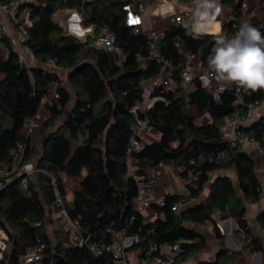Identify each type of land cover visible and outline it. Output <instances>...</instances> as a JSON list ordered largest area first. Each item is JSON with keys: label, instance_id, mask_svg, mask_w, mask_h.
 Instances as JSON below:
<instances>
[{"label": "trees", "instance_id": "obj_1", "mask_svg": "<svg viewBox=\"0 0 264 264\" xmlns=\"http://www.w3.org/2000/svg\"><path fill=\"white\" fill-rule=\"evenodd\" d=\"M237 1L232 13L235 18L242 15L241 0ZM121 5V0L22 2L21 11L29 8L33 19L26 26L23 47L31 51L35 63L21 61V54L9 37L2 38L7 55L0 61V160H9L11 149L24 141L25 160L32 161L37 150L34 131L40 133L42 153L36 163L40 186L31 177L28 187L23 189L17 178L0 190V228L8 236L0 264H20L21 256L38 237L46 244L40 264H116L110 250L99 255L87 246L65 245L67 226L58 228L54 232L56 240L52 239L47 230V206L55 207L58 199L53 177L66 213L81 221L82 233L90 241L112 245L125 230L127 235L139 238L132 248L140 247L145 252L153 244L180 240L181 250L175 262L180 264L207 247L205 236L186 226V222H210L215 236L224 243L225 235L213 216L219 212V219L236 220L237 235H248L250 241L245 248L253 247L256 252L264 248L246 217L247 203L258 202L263 197L255 162L240 145L230 146L223 132L225 119L243 113L247 103L264 96V89L244 91L243 103H236L234 86L225 87L218 100L200 81H194L195 88L188 92L182 75L186 63L184 51L207 63L217 33L196 36L182 25L168 26L160 38V60L150 58L148 36L135 33L126 24ZM66 8L76 9L83 23L94 27L96 35L81 40L70 33L56 19V13ZM233 22L230 19L223 23L219 35L235 36L239 26ZM252 26L264 34V20ZM103 28L115 32L116 41L126 55L124 59L89 46ZM49 59L56 60V68L47 67ZM166 62L170 67L164 66ZM60 69L66 71L69 85L64 84ZM161 72L166 75L169 87L154 86L152 96L161 95L164 99L156 100L150 108L135 109L139 102L145 101V83ZM55 79L61 82L60 97L51 103L46 120L25 137L22 129L26 121L41 111L48 87ZM194 108L209 114L210 121L197 123ZM145 117L154 124L160 138L145 143L129 156L132 126ZM244 131L262 146L264 117ZM223 152H227L228 158L220 160ZM191 159L199 161L198 164L191 165ZM160 161L168 165L183 164L184 175L196 169L199 179L189 195L168 194L162 204L154 203L156 218L146 220L133 202L139 183L131 173L148 172ZM219 169L236 172L242 194L237 193L230 177H218L208 197L181 212L183 223L179 224L175 204L199 197L209 173ZM84 170L86 176L81 189L67 202L59 173L78 177ZM257 220L264 228V211ZM245 248L228 250L222 245L214 262L225 264L229 259L238 264L236 258Z\"/></svg>", "mask_w": 264, "mask_h": 264}, {"label": "built area", "instance_id": "obj_2", "mask_svg": "<svg viewBox=\"0 0 264 264\" xmlns=\"http://www.w3.org/2000/svg\"><path fill=\"white\" fill-rule=\"evenodd\" d=\"M26 0H16L11 2L0 1V13L5 14L8 18L19 26V33L17 36H8L7 30L2 18L0 17V45L3 44L2 38L8 36L11 43L20 52L23 42L27 39L26 25H22L20 9L22 2ZM122 10L126 14V24L133 27L135 33H145L149 38V57L160 60V38L164 29L171 25H182L191 31L192 17L194 14L195 3L194 0H121ZM171 5L173 11H165ZM247 3L243 2L242 15L246 12ZM233 25L235 24V17L230 16ZM130 20H138L139 23H130ZM192 32V31H191ZM193 33V32H192ZM89 46L101 49L106 52H112L119 55L121 59L125 58V53L122 47L116 41V34L108 28H103L99 34L90 40ZM186 63L183 70L184 83L188 87L194 81H200L202 86L216 99H220L223 92V86H216L214 83V76L209 70L205 62L198 61L195 63L196 55L187 53ZM21 61L26 62L27 59L21 56ZM49 68H56V60L49 59L46 63ZM165 67H170L169 63L164 64ZM197 69L195 71L194 69ZM201 77H207L208 82L205 83ZM61 82L58 79L51 81L48 87V98L51 101L58 100L60 97L59 87ZM164 85L169 87V81L166 75L161 72L157 77L151 80V84H147V93L149 101L145 105L146 108L153 106L158 99H164L163 96H152L154 86ZM236 88L237 99L236 103H243V92L248 91L237 85ZM188 91V89H187ZM264 107V96L255 101L246 104L243 113H237L225 119L224 128L230 130L228 136L230 146L242 145L248 141L260 146V143L248 137L242 125L251 123L259 114L261 108ZM40 112L28 119L22 129V134L28 137L35 127H37L43 120ZM133 135L130 139L127 154L131 156L132 152L144 146L145 143L151 142L150 134L156 132L154 124H152L147 117L138 119L132 126ZM27 144L24 141L18 142L10 151L9 160H0V190L12 183L20 176V186L26 189L29 185L32 174L37 170L34 162L25 160ZM191 165L198 164L196 159L190 160ZM167 164L160 161L153 169L154 171H162ZM132 177L139 183L137 194L133 197L135 206L140 210L143 207H152L154 203L162 204L165 197H154V185L156 182V173L148 172H132ZM199 176L196 169H191L187 173V185L183 189L181 195H189L191 187L198 182ZM52 183L58 197L56 204L62 203L56 177L52 178ZM181 202L175 204V210L179 212ZM64 212L65 209L63 210ZM68 215V214H67ZM37 223L36 225H38ZM122 239L120 242L108 245L104 241L93 240L82 233V223L79 219H72L69 217L68 223V237L65 241L67 246H87L94 254H102L106 250L112 252L114 262L116 264H175L177 257L181 250V241L171 244H153L145 252L140 247L132 248L135 242L139 241L137 236H129L126 231L121 232ZM46 248L45 242L41 237H38L36 242L28 247L27 251L21 256L20 264H40L44 258V251ZM199 264H223L218 262H206Z\"/></svg>", "mask_w": 264, "mask_h": 264}, {"label": "crops", "instance_id": "obj_3", "mask_svg": "<svg viewBox=\"0 0 264 264\" xmlns=\"http://www.w3.org/2000/svg\"><path fill=\"white\" fill-rule=\"evenodd\" d=\"M237 2H238L237 0H235V1L223 0L222 2L218 0V3L222 6V9H223L221 15L217 17V23L219 25L220 32H221L223 23L228 21L230 16L232 15L233 10H234V5ZM243 2L247 3L246 12H245V14L235 18L236 26H240V24L244 21H247L251 25H254L257 22L264 20V0H241V6H240L241 9L243 8ZM73 11L78 13V11L76 9H72V8H66V9L60 10L56 13V19L62 25H64L67 28V30H68V25L65 23V21H69ZM0 17L2 18L4 25L6 27L7 35L8 36H17L19 33V29H20L19 26L17 24H15L14 22H12L8 18V16H6L3 13H0ZM80 17H81V15H80ZM20 18H21L20 23L22 25L25 24L26 26H29L30 24L33 23V19L30 16V9L29 8L25 9L22 12ZM81 23L83 24L82 17H81ZM88 28H91L92 30L90 32L85 33L86 38L90 35H92V36L96 35V33L94 31V27L88 26V25L84 26V29H88ZM212 31L216 32L215 30H212ZM84 40H86V39H84ZM184 53L187 54L188 52L184 51ZM20 54H21V56L25 57L28 62L35 63V61H36L35 57L31 53V51H29L25 47L21 46ZM6 55H7V51L5 48V43L3 42V44L0 45V61H3L6 58ZM194 61H195V63H197L199 61V58L196 56ZM206 65L208 66V62L206 63ZM194 70L197 71L196 68ZM64 72H65L64 69H60L61 75ZM0 77H1V75H0ZM214 83L216 86H223V87H230V86L236 85L235 83H232L229 81H217L215 78H214ZM64 84L69 85L67 77H66V80L64 81ZM194 88H195V83L193 82L192 84H190L187 87L188 92H191ZM50 105H51V101L47 97L44 100L43 106H42L41 111H40V113L43 116H45V114H46V111L44 110V108L48 109V108H50ZM137 108L142 109L143 107L138 103V105L135 107V109H137ZM144 109L145 108H143V110ZM194 114H195L197 123L206 124L210 121V116L206 112H199L196 108H194ZM46 117H45V119H46ZM263 117H264V107L261 108L258 116L251 123L242 125L243 129L249 127L250 125L257 122L259 119H261ZM223 132H224V136L226 138H228V136L230 135V130L228 128L223 127ZM149 137H150L151 141H156V140H159L160 134L156 131L155 133L150 134ZM263 141H264V136H263ZM240 146L243 150H245L253 158V160L255 162V170H256L257 176L259 177V180L263 186V197H262V199L258 202H255V203H247V212H246V217H247L249 223H259L260 224V222L257 220V217L260 213H262L264 211V143L262 146L261 145L258 146L255 143L248 141L246 143H243ZM227 158H228L227 152H223L219 155L220 160H225ZM153 168L151 169V171L156 173V182L154 185V197L155 198L165 197L168 194H180L181 195V193L183 192V189L185 188V186L188 183L186 180L187 174L184 175V171L186 170V168L183 164H176V165H170V164L168 165L167 164V166L162 171H159V172L154 171ZM59 174H60V177L63 181L64 186H65L66 201L71 202L74 198L75 192L81 189V184H82V181L84 180V178L86 176V171L84 170L82 172V174L78 177H70L67 174H65L64 172H60ZM222 176L223 177H226V176L230 177L231 180L233 181V184H234V187H235L237 193L239 195L242 194L241 189H240L239 178H238V175L236 174V172L232 169L231 170L219 169V170H216V171L209 173V179L205 183L204 190L202 191L201 195L199 197L193 198V199H191L185 203H182L179 211H181L182 209L186 210V209L198 204L200 201H203L206 197H208L214 181L218 177H222ZM197 183L195 185H197ZM140 211L146 220H153L156 218V213H155L153 207H143L140 209ZM63 213H64L63 215H60L57 217L58 220L66 219L69 223V216L67 215L66 212H63ZM213 216L217 219V222L219 223V226L221 227V229L224 226H227L228 230L234 229L233 225H232V223H234L233 221H235V223H236V220L234 218L219 219V212H215L213 214ZM68 223H67V228H68ZM186 223H187L186 226L197 230L199 233H201L205 236V239L207 242V247L205 249L199 251L194 256H192L191 258H189L188 260H186L184 262L187 264H196V263H206L209 261L216 260L218 253H219V250H220V241H219V239H217L214 232L210 233V235H211L210 238L212 240H214V243H215L214 249H217L219 247L218 250L216 251V253L212 254V251H210L209 250L210 248H208L209 246H208V238H207V235L209 234L208 233L209 231L207 229L212 228V225L210 224V222L207 221L204 224H196L195 222L189 221ZM60 227L56 226L55 229L57 230ZM223 230L224 229H222V231ZM121 239H122V235L119 234L117 242H120ZM204 252H207V254H205ZM208 253H209V255H208ZM184 262H182V263H184ZM238 264H240V263H238Z\"/></svg>", "mask_w": 264, "mask_h": 264}, {"label": "clouds", "instance_id": "obj_4", "mask_svg": "<svg viewBox=\"0 0 264 264\" xmlns=\"http://www.w3.org/2000/svg\"><path fill=\"white\" fill-rule=\"evenodd\" d=\"M194 3L191 31L196 36H201L215 27L217 33L215 47L208 57V68L214 78L253 91L264 89V34L244 21L232 38L219 35L217 17L223 9L218 0H194ZM165 11L172 12V6L169 5ZM80 21L79 13L73 11L68 22V31L82 38L92 29H82ZM201 79L208 82L207 77Z\"/></svg>", "mask_w": 264, "mask_h": 264}, {"label": "rangeland", "instance_id": "obj_5", "mask_svg": "<svg viewBox=\"0 0 264 264\" xmlns=\"http://www.w3.org/2000/svg\"><path fill=\"white\" fill-rule=\"evenodd\" d=\"M68 22L69 21H65V23L67 25H68ZM84 26H87V25L84 24V23L82 24L81 21H80V27L82 29H84ZM212 30H215V27L210 29L209 33H216V32H214ZM80 39L81 40L86 39V34L84 35V37H82V38L80 37ZM62 76H63V79L65 81L66 77H67L66 71L62 74ZM149 83L151 84V81L146 82L145 85H144L145 86V101H144L145 104H147V102L149 101V95H148L147 89H146L147 88V84H149ZM44 110L46 111V114H45V117H46V116H48L49 108L48 109L44 108ZM45 120H43L41 122V124ZM39 134L40 133H38L37 131H34V133H33V137H34L33 141H34V143L36 145L37 150H36V153H35L34 158H33L32 161L34 162V165L36 167H37L36 163H38V161H39V159L41 157V153H42V146L40 144V135ZM43 171H44V169H43ZM131 171H133L132 168H131ZM39 173H40V170L37 167V170L32 174V179L34 180L35 183H37L38 186L41 185L39 180H38ZM60 205L63 206L62 203H59V204H57V207L60 206ZM47 209L49 210V215H48V220H47V228L49 230V233H50L52 239L56 240L55 235H54L55 234L54 232L56 231L55 227L56 226L57 227H60V226L61 227H66L68 221L66 219L58 220V218H57L58 216L63 215L64 211L56 212L55 211L56 207H53V208L50 209V206H47ZM249 225L251 227L252 233L254 235H256L259 239H261L262 245L264 247V228L259 223H249ZM222 229H224L223 232L225 234V239H224V243L223 244L220 243V247L223 245L224 247L228 248V250H238V249H241V248H245L244 245L248 244L249 241H250V238L246 234L242 233V235H237L235 233L236 228L228 230V227L224 226V227H222ZM207 230L209 231L208 232L209 234L207 235L208 246H209L208 248H210L209 250L212 251V254H214V253H216V251L218 250L219 247L217 249H214L215 248L214 247L215 246L214 240H212L210 238L211 237L210 233L211 232L213 233V229L212 228H208ZM233 234L235 235V237L238 240V242H236L233 239V237H232ZM7 237H8L7 234L0 228V257L3 254V250L7 248V244H8L7 243ZM204 253L207 254V252H204ZM208 255H209V253H208ZM257 259H258V264H264V248L260 252H256L253 247L249 246V247L245 248V251H244V253L241 256L236 258V261L238 263H240V264H243L244 262H247L248 264H255ZM181 264H187V263L184 262V263H181ZM225 264H235V263L232 260L227 259L225 261Z\"/></svg>", "mask_w": 264, "mask_h": 264}, {"label": "water", "instance_id": "obj_6", "mask_svg": "<svg viewBox=\"0 0 264 264\" xmlns=\"http://www.w3.org/2000/svg\"><path fill=\"white\" fill-rule=\"evenodd\" d=\"M139 104H140L143 108H145V104H144L143 102H139ZM17 178H20V176L17 177ZM17 178H16V179H17ZM54 206L56 207V209H55L56 212H60V211H63V210H64V207H63L62 205H60V206L57 207V204H54ZM182 211H184V209H182L181 211H179V212L177 213V220H178V223H179V224H182V223H183V219L181 218V212H182ZM233 222H234V223H232V225H233L234 228H236V223H235V221H233ZM232 237H233V239H234L236 242H238V240L236 239V237H235L234 234L232 235ZM214 261H215V260H213V261H209V263H212V262H214ZM196 264H199V263H196ZM243 264H248V263H247V262H244ZM255 264H258V259L256 260Z\"/></svg>", "mask_w": 264, "mask_h": 264}, {"label": "snow or ice", "instance_id": "obj_7", "mask_svg": "<svg viewBox=\"0 0 264 264\" xmlns=\"http://www.w3.org/2000/svg\"><path fill=\"white\" fill-rule=\"evenodd\" d=\"M130 23H139L138 20H130Z\"/></svg>", "mask_w": 264, "mask_h": 264}]
</instances>
